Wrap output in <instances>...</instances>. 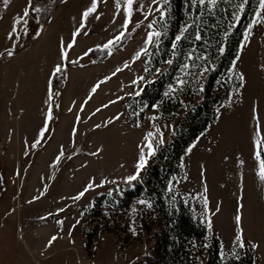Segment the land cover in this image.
Instances as JSON below:
<instances>
[{
    "label": "rangeland",
    "instance_id": "obj_1",
    "mask_svg": "<svg viewBox=\"0 0 264 264\" xmlns=\"http://www.w3.org/2000/svg\"><path fill=\"white\" fill-rule=\"evenodd\" d=\"M46 1L48 10L53 0ZM0 2L4 3V0ZM22 2L24 0H17L12 8L5 11L0 21V53L8 49L14 52L13 56H7L8 65L0 69V167L5 182L0 192V264H151L150 258L153 257L162 221L154 212L150 199L143 197L142 193L130 197L123 191L126 183L121 177L132 171L138 158V146L146 148L147 142L143 137L149 131L155 132L153 123L159 127L164 140L162 145H154L158 150L176 134L182 136L185 132L182 130L184 118L200 99L208 100L209 106L212 102L216 103L225 84L231 90L228 98L217 107L220 116H215L207 131H203V136L200 134L199 139L194 140L196 143L192 151L183 154L181 161L184 168H180V173L175 175L179 182L174 181L171 193L166 186L170 199L166 194L162 195V199L166 200V205L174 201L173 197L183 201L200 223L199 214L203 206L199 194L204 193L206 187L213 224L212 233L209 234L207 229L206 233L224 244L223 261H226L230 257L228 252L234 239V200L242 206L247 205L246 193L241 189L237 192L235 187L240 188L246 183L249 172L244 159L248 148L244 138V128L249 122L246 115H249L252 103L257 104L259 96L264 97V25L253 26L248 43L237 61L236 71L242 72L245 77L239 94L235 89L240 85L234 76L229 79L228 73L223 74L219 70L210 80L208 76L212 70L199 82L191 76L185 77L188 84L184 92L164 97L166 86L173 83V77L183 62L178 61L164 78L153 85V91L161 94L157 110L145 107L146 100L142 96L147 85L131 83L137 75H149L150 58L160 45L155 43L149 45L152 54H141L140 59L131 62L128 68H122L115 76H110L88 98L87 94L97 80L110 75L117 66L122 67L123 62L129 61L135 51L143 46L150 30L148 24L160 30L158 25L161 19L153 10L156 5L150 8L151 0H134L128 30L121 39L122 45L113 49L117 45L114 42L108 48L107 56L98 62L84 58L83 51L96 49L97 44L106 43L121 31L122 8L117 11L116 0H99L97 11L100 19H95L93 15L87 19L84 31L88 35H79L77 43L69 51V60L79 58L78 62L67 65L61 85L55 91L61 93L53 98V119L50 121V127H54L55 132L49 143L55 146L51 150L43 140L39 148L24 156L20 154V143L7 144L6 120L13 115L12 125L17 127L22 143L26 139L25 129L29 119L34 118L36 127L41 126L47 108L44 101L48 98L50 69L59 62L58 39L63 37L65 41L68 40L78 24L79 14L90 4V0L60 2L44 24L38 22L35 11H29L26 17L23 12L20 15ZM120 2L122 5L123 0ZM17 18L21 19V24L15 26L18 38H9L6 33ZM40 25L43 26L41 35L36 37L34 29L39 30ZM191 71L195 72V69ZM193 84L197 89L202 84L204 91L193 93ZM137 86L142 89L140 95H129ZM117 96L122 99L117 100ZM178 98L184 100L185 105L180 103L174 106ZM109 100L114 103L109 104ZM81 103H84L83 109L79 107ZM163 103L172 105L174 110L166 115L161 114ZM101 104L107 107L102 108ZM153 114L157 117L155 121L150 119ZM76 115L80 116L79 121L75 119ZM117 115L118 118L113 120L112 117ZM73 127L77 129L74 135L71 132ZM11 145L14 146L12 150ZM58 145L59 149L63 146L64 156L57 165H53L51 156L53 150L55 153L59 150ZM97 148L101 151L90 156L89 153ZM41 151L43 155L39 156ZM48 167L52 171H48ZM146 170L147 166L141 173L143 179L131 184L132 187L143 182ZM105 177L116 183L101 185L100 180ZM89 178L94 179L97 187L90 188L79 200H74ZM45 184L47 191L39 196ZM33 196H39V199L33 200ZM101 197L103 199L96 205ZM138 200H148L152 207L139 204ZM252 204L251 208L248 206V209L241 211L244 238L258 243V247L252 249L256 255L255 264H264V221L255 202ZM95 208L99 210L98 217L94 216ZM131 229H135V235ZM31 233L36 234L37 239L31 240ZM87 233L91 235L89 243ZM52 235H56L57 239L46 247ZM203 243L207 241H194V245L201 246Z\"/></svg>",
    "mask_w": 264,
    "mask_h": 264
},
{
    "label": "trees",
    "instance_id": "obj_2",
    "mask_svg": "<svg viewBox=\"0 0 264 264\" xmlns=\"http://www.w3.org/2000/svg\"><path fill=\"white\" fill-rule=\"evenodd\" d=\"M12 0L8 3L0 2V18L4 15L5 10ZM61 0H53L50 9H46V0H28L27 7L29 11H35L37 20L40 24H44L54 11L55 7ZM219 7L213 9L211 12L205 7L203 12L198 9L186 7L185 0H170L165 13V19L159 22V29L166 33L161 38V43L157 50L150 58L149 69L150 73L147 76L152 80V83L147 85L144 90L143 99L146 100L147 108L151 107L161 99V94L158 91H153V85L164 78L178 61H183L184 53L192 49L191 40H185L178 46L179 55L174 58V64L167 67V71L161 70L160 73L155 72V68H164L168 64L164 63L170 58L171 40L174 38L179 26L186 20L185 13L191 12L193 16H200L207 23L201 29L204 39H207L209 44L204 45V40L196 41L195 54L202 52L208 53V58L215 64V69L209 74L208 78L211 80L215 78L218 71L221 70L223 74L227 73V68L231 66V61L235 59V52L239 45V41L243 38V29L247 26L254 11L258 6L259 0H247L244 11L240 13V20L236 22V27L230 33L226 44L225 54L217 57L215 52L216 41L220 39L219 33L224 31L228 24V19L234 11L232 5L239 2V0H231V3H225L224 0H218ZM214 13V14H213ZM21 24V19L15 24L18 27ZM212 25H219V27H212ZM163 26V28L161 27ZM123 40L119 44L114 45L113 49L122 45ZM109 49H93L88 58L93 62H98L106 57ZM7 57L6 51L0 54V63ZM199 63V61H197ZM69 65V64H68ZM52 79V91L58 89L63 79V74H57ZM238 86V84H236ZM230 87L225 84L222 88V94L216 103L208 105V100L201 99L192 107L186 114L181 134H176L163 147L157 150L156 156L149 161L146 170V176L143 182L135 187L125 184L122 189L130 197L138 196L140 193L143 197L150 199L153 203L154 212L160 217L162 221V228L157 234L155 248H153V257H151V264H255L256 255L254 251L247 247L244 250H237L240 254V260H235L230 256L226 261H221L219 256L220 243L214 236H207L206 228L198 223L192 216L190 207L181 200L171 201L170 205H166V200L162 199V195L170 199V195L166 193L167 181L180 173V162L184 154V150L188 144L192 143L206 128L212 123L216 116V109L227 98L230 92ZM55 95H53L54 98ZM53 103V100H52ZM180 99L178 98L174 106H179ZM54 105V104H53ZM174 110L173 106L167 103L161 105V114L166 115ZM264 153L263 151H261ZM264 159V155H262ZM0 192L5 186L3 171L0 167ZM103 198H98L96 205H99ZM109 201H112L109 199ZM99 210L95 208L94 216L98 217ZM89 233H87V243L90 242ZM195 240L207 241V249L201 248L200 245L194 246Z\"/></svg>",
    "mask_w": 264,
    "mask_h": 264
},
{
    "label": "snow or ice",
    "instance_id": "obj_3",
    "mask_svg": "<svg viewBox=\"0 0 264 264\" xmlns=\"http://www.w3.org/2000/svg\"><path fill=\"white\" fill-rule=\"evenodd\" d=\"M64 0H61V3H63ZM98 2L99 0H90V4L85 7L82 12L79 14L78 24L74 29L71 31L70 36L67 41L64 40L63 37H60L58 39V60L59 62L55 63L54 66L50 69L51 77H55L58 73L60 74H66V69L68 64L75 65L78 62V59L76 60H69V51L73 49L74 45L77 43V38L79 35L87 36L88 32L84 31L86 28V21L90 17V15H93L95 19H100V15L97 11L98 9ZM225 3H231V0H224ZM247 0H239L238 3L233 4L232 7L234 11L231 13L230 19H228L227 27L224 31L219 33L220 39L216 41L215 44V52L217 53V57L222 56L225 54L226 51V44L229 39L230 33L233 31V29L236 27V22L240 20V13L244 11L245 4ZM4 3L7 4L8 0H4ZM186 7L198 9L200 12H203L204 8L206 7L210 12L219 7L218 0H185ZM133 4L134 0H123V4L121 5L120 0H116V9L117 11H120L122 8L123 11V23L121 24V31L115 34L111 39H108L106 43L103 44H97L95 47L96 49H108L113 43L119 44L121 39L126 35L128 26L130 23V18L132 16L133 12ZM151 5H156L154 11L157 12L161 20L165 19V13L168 7V0H151V4L149 7L151 8ZM161 5H164L162 8ZM262 10H264V0H259L258 6L256 7L254 11V15L251 17L250 21L248 22L247 26L243 29V38L239 41V45L237 47V51L235 52V59L231 61L230 67L227 68V73L229 74V79H231L233 76L237 79L239 82L240 87L235 89V92L239 94L240 88L243 87L245 83V77L242 72L236 71L237 61L241 57V51L244 48V46L248 43V39L252 34V29L254 25L261 24L264 25V14H262ZM23 15L26 17L29 12V8L25 7L23 8ZM214 14V13H213ZM186 20L180 24L174 38L171 40V53L170 58L164 61V63L168 65L174 64V58H176L179 55L178 52V46L180 43H182L185 40H191L192 43V49L184 53V59L183 62L180 63L179 68L177 69V75L173 77V83H169L166 86V90L163 93L164 97H169L170 94L175 93H182L185 91V86L188 84V80L185 79V77L191 76L192 79L196 82H199L206 73L211 72L215 68V64L212 63V61L208 58L207 52H202L199 54H195L196 49V41L204 40V45H208L209 42L207 39H204V35L202 34L201 29L204 27V25L207 23L204 21L200 16H193L191 12L185 13ZM115 17H113L114 19ZM19 22V18H17L16 21H13L12 26L10 28V31L6 33V35L9 38H18L17 29L15 27V24ZM139 23V22H137ZM163 28V26H161ZM212 27H219V25H212ZM43 26L40 25L39 30H35V36L39 37L41 35ZM148 28L150 29L147 32L146 39L143 41V46L140 47L135 53L130 57L129 61L123 62L122 67L117 66L113 72L110 73V75L103 76L102 80H97L91 87L90 91L88 92L87 96L88 98H91L94 93H96L98 87L104 82L108 81L110 79V76H115L117 73L122 71V68L126 69L129 67L130 63L133 61H136L137 59L141 58V54L150 55L152 54L151 49L149 48L150 44L155 43L156 45L160 44L162 35H166V33L162 32L161 30H157L153 24H148ZM27 31V29H25ZM15 47V45H13ZM92 48H88L86 51L82 52V56H88L90 52H92ZM7 56L11 57L14 55V52L11 49L6 50ZM199 61V63H197ZM83 66V65H81ZM192 69H195V72L191 71ZM148 69L145 68V72H147ZM167 71V69H165ZM156 73L161 72V68H155ZM49 79L48 81V98L44 101V103L47 105L46 110L43 113V119L41 126L38 127V131L35 133L32 141L29 143L27 140H25V151L23 152L24 156H28L29 153L32 150H35L39 148L41 145V142L51 134L52 129H50V121L53 119V95L60 96L61 93L59 91L53 93L52 91V79ZM149 85L152 83V80L149 79L146 76L143 75H137L135 79L131 80V83L133 85ZM142 89L137 86L136 90L134 92L128 93L129 95L133 96H139ZM192 91L193 93H200L204 91L203 85L201 84L199 89L196 88L195 84L192 85ZM117 100L122 99V97L117 96ZM75 103V101H73ZM86 103V101H85ZM109 104L114 103L113 100L108 101ZM161 101H157L155 103L151 104L152 109H159ZM181 105H185L184 100H180ZM56 107H59V105H56ZM81 109L84 107V103H81L79 105ZM101 107H107L105 104H101ZM147 107V105H145ZM68 111H71V109H68ZM99 111V109H97ZM253 112V119H257L255 112L256 109H252ZM216 116H220L219 109L216 110ZM135 115V112L133 113ZM117 116L112 117L113 120L117 119ZM75 119L77 121L80 120V116L76 115ZM151 120L155 121L157 117L155 114H153L150 117ZM110 122V121H109ZM94 127L99 128L101 125H94ZM152 128L155 130L147 132L143 139L147 142L146 148L138 146V154L137 159L135 160L134 167L132 171H130L127 175L122 176L121 180L125 182L126 184H133L136 182H139L143 179L142 177V170L146 169V166L149 163V159L151 157H155L157 153V148L154 146L155 144L162 145L164 143L162 133L159 130V127L153 123ZM77 129L73 127L71 129L72 134L74 135L76 133ZM207 131V129H205ZM203 132L201 133V136H203ZM260 129L259 126H257L255 135L252 138L253 144L255 145V159L259 162V175L262 180H264V159H262V155L264 153L261 152V139H260ZM197 140L199 137L196 138ZM196 141H193L192 143L188 144L187 148L184 150L185 155L190 153L195 146ZM101 151L100 148H97L95 152H90V156H95L97 153ZM64 156V149L61 145L58 154L55 155L54 159L52 160L53 165H57L61 158ZM227 159V157H226ZM87 163V162H85ZM241 164H243V161H240ZM179 167L181 169L184 168V164L181 161ZM19 175V171L16 173ZM201 175H203V172H201ZM48 179H51V177H48ZM179 182L177 178L174 176L171 180L167 181V191L169 193L173 190V183ZM0 183H2V178H0ZM111 183L115 184V180L109 181L107 177L102 178L100 180V184H106ZM97 187V185L94 183L93 178H89L87 180V183L82 187V190L78 191L73 198L74 200H79L90 188ZM47 191V184L44 185V191L40 192L39 196H43L44 193ZM109 195H111V190H109ZM200 195V203L203 206V211L199 214L200 223L208 230V233H212L213 224H212V213L209 209V200L207 197V188L205 187L204 193L199 194ZM39 196H33V200L39 199ZM63 199V197H61ZM176 197H173V200H175ZM137 203L146 205L147 207L151 208L152 204L148 200H138ZM242 205L237 207L235 212V222H234V239L231 241L232 247L230 248V251L228 252L229 256L234 257L235 260H240V254L237 251L244 250L246 245L249 246L251 249H256L258 247L257 242H253L252 240H245L244 238V229L242 227V215H241V209ZM61 209H57V211H60ZM219 210L218 207L216 209ZM195 219V215L193 216ZM43 219V217H41ZM59 224L60 221H57ZM79 223V221H77ZM133 232V235H135V229H131ZM57 239L56 235L50 236V238L46 242V247H49L53 244V242ZM205 240L208 239V236L204 237ZM195 246V245H194ZM204 249H207L208 244L203 243L201 245ZM224 244H220V251L219 256L221 261L223 262L225 257V251H224Z\"/></svg>",
    "mask_w": 264,
    "mask_h": 264
},
{
    "label": "crops",
    "instance_id": "obj_4",
    "mask_svg": "<svg viewBox=\"0 0 264 264\" xmlns=\"http://www.w3.org/2000/svg\"><path fill=\"white\" fill-rule=\"evenodd\" d=\"M16 2H17V0H12L11 3H9V5L7 6L5 11H7L9 8H12L16 4ZM27 5H28L27 0L26 1L24 0V2H22V4H21L20 15H22V12H23L22 10H23V8L27 7ZM3 17H4V15L0 18V21L2 20ZM7 65H8V57L5 58L0 63V69L4 66H7ZM259 100L260 101L257 104L252 103V105L250 106V109L248 110L249 115L248 114L246 115V120L248 119L249 122L246 123L245 128H244V138L246 139L247 146H248L247 156L244 157V159L247 163L246 167L249 171L248 174L246 175L247 180H246V183H244V185L240 186V188H238L237 185L235 188H236L237 192L241 189L240 191L245 192L247 195V199H246L247 205H246V207L243 205L240 210L242 211L244 208L248 209L249 208L248 206H250V208H251L253 205L252 203L255 202V207L258 208V211L261 215V219L264 221V180H262L260 178V175H259V162L255 159L254 153H255L256 149H255V145L253 144V139H252L255 135V131H256L257 126H259L260 134H261L260 139L262 142L260 150L264 152V97L259 96ZM253 108L256 109L255 115H256L257 119H255V120L253 119V112H252ZM13 118L14 117L12 115L10 117V119L6 120L8 124L6 125V129H5V140H6L8 145L10 144L9 142H11V144H14L15 142L16 143L18 142V144L20 143L21 147H22V149L20 150V154H21L25 151V144H24V142L22 143L21 141H19V131H17V127L15 128L12 125ZM10 121H11V123H10ZM50 129H52V132L50 135H48L44 139V143H47V145L49 144L48 146H50L51 150H52V148L55 145H54V143L50 144L49 142L53 138L55 130H54V127H50ZM37 131H38V127H36V125L34 124V118L29 119L27 128L25 129V133H26V139L25 140H27L30 143L32 141V139H30L31 135L35 134ZM17 134H18V137H17ZM12 148H14V146L12 147V145H11L10 150H12ZM57 148L59 149V145ZM43 151L39 152L38 155L40 156L43 153ZM54 151L55 150H53L54 154L51 156V164H52V160L54 159L55 155L58 153L59 150H57L56 153ZM47 170L52 171V168L49 169V167H48ZM50 174H52V173H50ZM240 205H242V204L241 203L239 204V202H237V200L235 199L234 200V210H236L237 207H239ZM32 239H37L36 234L31 233V240Z\"/></svg>",
    "mask_w": 264,
    "mask_h": 264
}]
</instances>
